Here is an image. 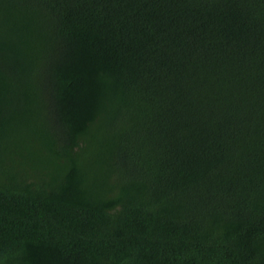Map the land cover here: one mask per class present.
I'll use <instances>...</instances> for the list:
<instances>
[{
	"label": "trees",
	"instance_id": "1",
	"mask_svg": "<svg viewBox=\"0 0 264 264\" xmlns=\"http://www.w3.org/2000/svg\"><path fill=\"white\" fill-rule=\"evenodd\" d=\"M0 264H264V0H0Z\"/></svg>",
	"mask_w": 264,
	"mask_h": 264
}]
</instances>
